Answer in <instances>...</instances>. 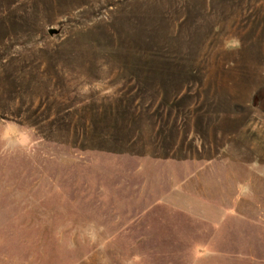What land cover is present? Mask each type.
Segmentation results:
<instances>
[{
  "label": "rangeland",
  "instance_id": "374dc122",
  "mask_svg": "<svg viewBox=\"0 0 264 264\" xmlns=\"http://www.w3.org/2000/svg\"><path fill=\"white\" fill-rule=\"evenodd\" d=\"M0 264H264V0H0Z\"/></svg>",
  "mask_w": 264,
  "mask_h": 264
},
{
  "label": "water",
  "instance_id": "95a60500",
  "mask_svg": "<svg viewBox=\"0 0 264 264\" xmlns=\"http://www.w3.org/2000/svg\"><path fill=\"white\" fill-rule=\"evenodd\" d=\"M59 30L58 29H56V28H51V29H49V34L51 35V36H54V35H57V34H59Z\"/></svg>",
  "mask_w": 264,
  "mask_h": 264
}]
</instances>
